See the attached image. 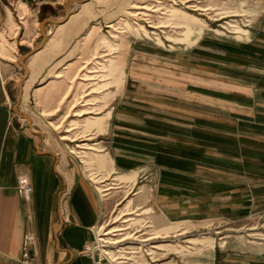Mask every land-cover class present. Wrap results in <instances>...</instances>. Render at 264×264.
I'll list each match as a JSON object with an SVG mask.
<instances>
[{
	"label": "rangeland",
	"instance_id": "1",
	"mask_svg": "<svg viewBox=\"0 0 264 264\" xmlns=\"http://www.w3.org/2000/svg\"><path fill=\"white\" fill-rule=\"evenodd\" d=\"M16 1L10 6V25L0 29V58L11 65V80L18 85L28 73L27 63L36 61L27 85L32 86L34 97L26 111L21 107L20 115L42 135L49 150L70 159L93 183L99 178L97 182H110V173L96 169L94 160L97 150L107 153L109 121L104 132L89 136L94 133L89 115L80 114L97 108L100 115L110 111L130 61L147 65L146 56L153 52L158 60L183 63L190 55L185 50L197 44L203 52L212 51L211 58L198 54L199 71H204L201 63L207 60L215 75H222V67L229 59L237 60L244 48L264 53V0H60L61 6L40 7L39 13L23 0ZM30 53L36 55L31 58ZM117 59L124 76L119 74L118 89H109L108 67ZM246 59L253 63L251 57ZM94 83L98 87H85ZM225 85L215 80L213 121L199 120L198 133L204 136L199 141L207 145L198 147L193 177L198 180L197 201L183 202L181 215L166 218L153 199L146 204L154 207L151 211L140 209L141 204L132 207L135 192L147 186L141 173L131 188L111 186L114 189L102 197L103 214L91 243L94 254L111 264H264V199L252 198L253 176L260 175L255 173L259 165L254 154L262 151L264 156V128L254 129L248 117L238 121L227 116L221 105ZM222 139L231 144L223 146ZM239 139L240 149L246 151V158L240 157L246 162L244 191L237 177L235 144ZM255 140L262 143L255 144ZM222 159L229 166L216 164ZM258 164L264 171V163ZM221 184L228 186L224 190L228 200H220ZM160 218L178 225L171 227ZM159 226L162 230H157Z\"/></svg>",
	"mask_w": 264,
	"mask_h": 264
},
{
	"label": "crops",
	"instance_id": "2",
	"mask_svg": "<svg viewBox=\"0 0 264 264\" xmlns=\"http://www.w3.org/2000/svg\"><path fill=\"white\" fill-rule=\"evenodd\" d=\"M12 1L0 0V29L10 25ZM55 5L62 3L55 0L41 7L47 9V6L54 8ZM245 49L248 48L238 52L241 55L237 60H228L222 67V75H215L213 64L207 60L201 63L204 71H199L198 54L211 58L212 51L203 52L197 44L185 50L190 55L183 63L172 64L166 58L158 60L153 52L146 56L149 57L147 65L130 61L110 111L100 115L97 108L94 112L80 114L89 115L91 132H94L89 136L104 132L105 121H109L107 155L97 150L94 158L96 169L110 173L109 184H105L107 179L97 182L101 178L91 182L70 159L49 150L42 135L20 115L21 107L26 111L29 100L34 97L32 86L27 85L36 70V61L33 65L30 61L27 63L28 73L18 85L11 80V65L0 58V264H22L20 244L27 232L35 237L31 264H94V258L85 254L84 247L95 240L104 209L102 197L114 189L111 186L133 187L140 173L148 180L145 184L148 187L142 186L135 192L133 208L141 204L140 209L151 211L154 207H146V204L153 199L162 214L171 218L183 213L180 210L183 202L197 201L198 180L193 177L198 168V147L199 144L207 145L199 141V136H204L199 135L198 125L199 120L213 121L215 80L227 82L221 105L228 117L238 121H247L248 117L254 122V129L264 128V65L256 59L259 56L264 60V53L257 48L248 52ZM35 55L30 53L28 56ZM247 57H251L253 63ZM122 66H119V59L111 60L109 89L119 88V74L124 76ZM96 84L85 87L94 89L98 87ZM229 142V139L221 141L223 146H229ZM261 143L262 140H255V144ZM235 146L239 156L237 177L241 179L238 184L243 185L244 191L246 182L242 179L246 175V162L240 157L246 158V151L240 149V139ZM225 153L229 154V149ZM226 160L216 164L225 168L229 166ZM254 160L260 167H255V173L260 175L253 176L252 194L255 197L252 198L261 200L264 199V171L258 162L264 163L262 151L254 154ZM21 177L32 187L28 202L16 193ZM103 184L109 187L102 189ZM225 185L220 186V200H228L224 191L228 186ZM241 196L244 200V194ZM126 198L127 195L123 197ZM165 223L171 227L178 225Z\"/></svg>",
	"mask_w": 264,
	"mask_h": 264
},
{
	"label": "built area",
	"instance_id": "3",
	"mask_svg": "<svg viewBox=\"0 0 264 264\" xmlns=\"http://www.w3.org/2000/svg\"><path fill=\"white\" fill-rule=\"evenodd\" d=\"M22 0H17L16 3L21 2ZM23 4L26 6H33L37 9V13H39V9L44 4H50L51 0H23ZM13 3V2H12ZM11 7L12 4L10 5ZM16 11V10H15ZM16 19L21 20L22 17H19L17 12L15 13ZM17 195L24 200L25 202L30 201L32 195V187L28 183V181L21 177L19 178L16 186ZM35 245V237L32 233L27 232L22 236L21 244H20V254H21V263L22 264H31L30 254L34 249ZM84 252L86 255L92 256L94 258V264H111L112 262L105 260L104 257L99 256L98 254H94L91 249V243H88L84 247Z\"/></svg>",
	"mask_w": 264,
	"mask_h": 264
},
{
	"label": "bare ground",
	"instance_id": "4",
	"mask_svg": "<svg viewBox=\"0 0 264 264\" xmlns=\"http://www.w3.org/2000/svg\"><path fill=\"white\" fill-rule=\"evenodd\" d=\"M98 239H99V242H103V244H104V248H108L106 242H105L101 237H98ZM111 259H112V257H111ZM112 260H113V259H112Z\"/></svg>",
	"mask_w": 264,
	"mask_h": 264
}]
</instances>
